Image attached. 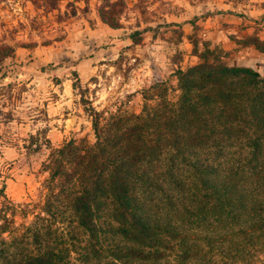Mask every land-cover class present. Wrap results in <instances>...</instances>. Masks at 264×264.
<instances>
[{"label": "trees", "instance_id": "1", "mask_svg": "<svg viewBox=\"0 0 264 264\" xmlns=\"http://www.w3.org/2000/svg\"><path fill=\"white\" fill-rule=\"evenodd\" d=\"M100 1L118 28L125 0ZM202 58L175 101L157 84L138 114L91 109L95 141L51 148L41 202L0 190V264H264V76Z\"/></svg>", "mask_w": 264, "mask_h": 264}, {"label": "rangeland", "instance_id": "2", "mask_svg": "<svg viewBox=\"0 0 264 264\" xmlns=\"http://www.w3.org/2000/svg\"><path fill=\"white\" fill-rule=\"evenodd\" d=\"M100 2L0 3V190L15 203L42 201L51 148L95 141L91 109L138 114L157 84L175 101L179 72L215 48L264 76V0H125L118 28Z\"/></svg>", "mask_w": 264, "mask_h": 264}]
</instances>
